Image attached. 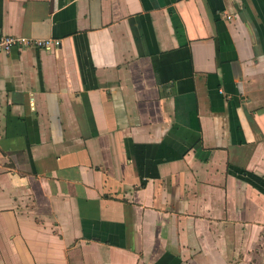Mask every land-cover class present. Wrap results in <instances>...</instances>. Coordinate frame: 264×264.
Instances as JSON below:
<instances>
[{"label": "crops", "instance_id": "0c3cea01", "mask_svg": "<svg viewBox=\"0 0 264 264\" xmlns=\"http://www.w3.org/2000/svg\"><path fill=\"white\" fill-rule=\"evenodd\" d=\"M0 264H264V0H0Z\"/></svg>", "mask_w": 264, "mask_h": 264}, {"label": "built area", "instance_id": "2783aa9c", "mask_svg": "<svg viewBox=\"0 0 264 264\" xmlns=\"http://www.w3.org/2000/svg\"><path fill=\"white\" fill-rule=\"evenodd\" d=\"M60 45L54 39H33L27 37L3 36L0 37V56L8 55L14 49L26 51L30 49L51 51Z\"/></svg>", "mask_w": 264, "mask_h": 264}]
</instances>
